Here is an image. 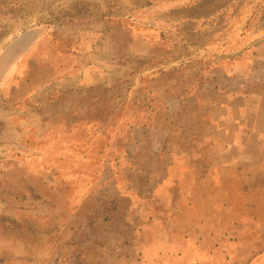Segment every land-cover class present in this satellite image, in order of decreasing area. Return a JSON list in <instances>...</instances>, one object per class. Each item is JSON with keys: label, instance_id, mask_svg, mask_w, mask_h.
<instances>
[{"label": "crops", "instance_id": "crops-1", "mask_svg": "<svg viewBox=\"0 0 264 264\" xmlns=\"http://www.w3.org/2000/svg\"><path fill=\"white\" fill-rule=\"evenodd\" d=\"M42 25L0 51V264L262 257L264 37L211 56L199 97H168L164 73L203 59L195 46L169 62L163 33L117 23L118 45L84 47Z\"/></svg>", "mask_w": 264, "mask_h": 264}, {"label": "rangeland", "instance_id": "rangeland-1", "mask_svg": "<svg viewBox=\"0 0 264 264\" xmlns=\"http://www.w3.org/2000/svg\"><path fill=\"white\" fill-rule=\"evenodd\" d=\"M248 17L257 23L244 28ZM117 23L141 38L166 35L171 61L193 46L205 57L225 56L237 53L252 36L264 37V0H0V51L39 24L60 36L88 35L94 42L111 35L108 44L113 47L120 38L113 32ZM129 61L140 67L148 63L144 56ZM7 160L0 152V161ZM254 264H264V255Z\"/></svg>", "mask_w": 264, "mask_h": 264}, {"label": "trees", "instance_id": "trees-1", "mask_svg": "<svg viewBox=\"0 0 264 264\" xmlns=\"http://www.w3.org/2000/svg\"><path fill=\"white\" fill-rule=\"evenodd\" d=\"M93 43H94V40L91 41V38H88V35H83L82 39L78 40L77 45L86 47V46L92 45ZM167 47L169 51L170 48L168 45ZM171 57L172 56L168 54L166 59L168 61H171L172 59ZM212 61H213L212 57H204L203 59L199 61L188 63V65H185L180 70H173V71L164 73V79H165V83L163 85L164 95L168 97H173L178 94H184V93H187L188 91H193L195 95L199 97L202 87L204 86V82L206 81L205 73L209 71L212 65L211 64ZM222 64H223V61H222ZM186 70L187 72H185ZM181 73H184L185 75L179 76V74ZM171 75H174V76H171ZM144 82H146L144 78L140 79V86L144 87L143 85ZM146 89L147 88H145V90ZM149 93H147L148 96H149ZM108 209L104 216V220L106 221L111 219L112 211H114V206L112 207L110 205V208L108 207ZM111 252L112 251L110 250L107 252V254L110 255L112 254ZM114 263H116L115 260H112V261L109 260L107 262V264H114Z\"/></svg>", "mask_w": 264, "mask_h": 264}]
</instances>
